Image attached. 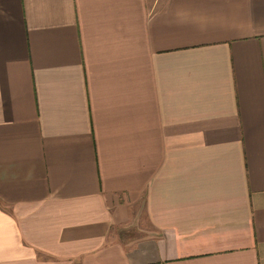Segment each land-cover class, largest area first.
<instances>
[{"label": "crops", "instance_id": "crops-1", "mask_svg": "<svg viewBox=\"0 0 264 264\" xmlns=\"http://www.w3.org/2000/svg\"><path fill=\"white\" fill-rule=\"evenodd\" d=\"M0 264H264V0H0Z\"/></svg>", "mask_w": 264, "mask_h": 264}]
</instances>
